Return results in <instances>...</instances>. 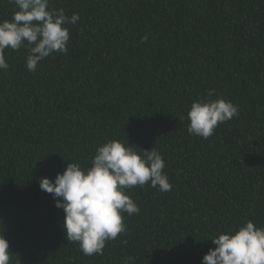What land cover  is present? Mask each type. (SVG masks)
I'll use <instances>...</instances> for the list:
<instances>
[{"label":"trees","instance_id":"obj_1","mask_svg":"<svg viewBox=\"0 0 264 264\" xmlns=\"http://www.w3.org/2000/svg\"><path fill=\"white\" fill-rule=\"evenodd\" d=\"M67 16V54L36 70L5 50L0 70V235L10 264H202L221 232L264 227V0H50ZM15 5L0 0V21ZM147 34V40L141 37ZM219 97L239 114L204 139L187 131L193 101ZM155 148L172 188L125 192L140 211L86 256L39 178L91 166L106 141Z\"/></svg>","mask_w":264,"mask_h":264},{"label":"clouds","instance_id":"obj_2","mask_svg":"<svg viewBox=\"0 0 264 264\" xmlns=\"http://www.w3.org/2000/svg\"><path fill=\"white\" fill-rule=\"evenodd\" d=\"M15 5L10 20L0 21V70L9 64L5 50H27L25 66L29 72L53 53L67 54L69 31L66 25L76 24L78 13L70 17L63 8H51L50 0H10ZM147 40V34L141 41ZM193 101L187 113L189 134L204 139L213 135L218 124L238 116L239 107L223 98L212 97ZM161 154L155 149L142 154L129 143L106 141L98 146L91 166L82 168L69 162L54 179L39 178V187L52 195L55 206L64 212L63 230L67 241L76 242L86 256L102 255L106 241L115 240L127 231L122 213L129 216L140 211L126 194V189L150 184L160 192L171 191L163 172ZM210 240L215 245L202 257V264H264V227L246 221L236 230L218 233ZM129 256L124 264H133ZM0 264H10L9 243L0 235Z\"/></svg>","mask_w":264,"mask_h":264}]
</instances>
